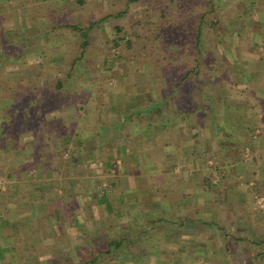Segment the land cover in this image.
<instances>
[{
  "label": "crops",
  "instance_id": "crops-1",
  "mask_svg": "<svg viewBox=\"0 0 264 264\" xmlns=\"http://www.w3.org/2000/svg\"><path fill=\"white\" fill-rule=\"evenodd\" d=\"M0 3V39L6 32L24 31L23 21L13 22L8 0ZM22 7L27 14L25 5ZM21 69H15L16 75ZM10 71L0 64V83L19 80L9 81ZM239 90L242 96H237L240 100L232 115L228 110L219 121L215 111L206 118L196 117V113L192 119L184 116L182 125L167 134L158 131L164 139L159 143L127 137L123 139L130 142L119 145L106 126L97 133L93 126L85 129L89 123L73 127V133L55 139L57 146H63L59 151L63 157L64 150L72 153L64 166L46 165L40 152L35 154L38 141L33 130L20 135L18 147L0 144V264H85L71 259L75 249L67 246L69 239L84 237L82 232L98 238L125 226L134 231L144 215L160 216L155 218L160 220V240L131 245L132 251L143 253L135 259L98 264H264V208L259 204L264 198V135L253 131L264 122V84L258 81ZM102 108L97 107L100 123L113 124L118 116L112 120L111 111L122 112L123 106L118 102L110 105L108 113ZM78 111L70 105L48 120L67 124L73 112L82 114ZM109 140L122 152L124 164L121 168L117 161L119 167L110 176L104 172L113 163L105 162L103 171L97 165V174L102 172L97 176L88 165L99 161ZM245 148L249 150L245 152ZM104 174L110 178L109 185L102 181ZM108 188L111 190L106 192ZM43 201L48 210L41 208ZM25 243L35 253L31 258L25 248H19ZM90 243L81 244L85 253ZM57 253L65 258L46 259Z\"/></svg>",
  "mask_w": 264,
  "mask_h": 264
},
{
  "label": "rangeland",
  "instance_id": "rangeland-1",
  "mask_svg": "<svg viewBox=\"0 0 264 264\" xmlns=\"http://www.w3.org/2000/svg\"><path fill=\"white\" fill-rule=\"evenodd\" d=\"M33 1L37 2V0ZM76 1L77 0H63L61 4H51L55 3L56 0H42L41 4L43 6L39 4L33 5L36 7L39 6V8L37 9V11L34 10L35 17H31L30 21V18L28 19L27 14L24 15L25 12H22L24 11L22 9V3L19 4L16 0H8V9H10V12L13 13V17L15 18L13 22H17V24H20L23 21L24 25L26 24L25 29L27 31L25 37L29 38L28 42L30 44L34 43V47L31 48L30 52L27 54L34 56H32L33 58L27 59V62L22 61L23 63L25 62V64H22L20 66H13L5 63L1 66V68L4 70L8 68V70L12 71L9 72L8 76L5 75L6 77L11 78V80L9 81H12L14 78L16 79V77H19L18 75H16L17 72L15 69L24 68L20 70L21 72L22 70H26V66L39 64L45 66L44 70H41L42 68L40 67V69L38 67L42 71L41 75L43 79L48 80L58 78V76L60 75L59 70L51 72L48 68L46 69V65H48L50 59L44 57L43 52L47 51V47L50 41L53 42L52 44H54V48L58 44L64 46L68 42L76 45L79 42V35L73 33L70 28H66V30L55 29L54 31H52L53 26L58 27L59 25H63L68 22L74 23V21H76L77 25H84L86 24L88 18L98 21L104 16V14H117L119 8L123 6V3H125L127 0H84V7H86L84 9L78 8V6L76 5ZM159 3H167L170 8L168 11L169 13H167V18L163 21L161 16L162 12L160 10L161 4ZM246 4H248V6H246ZM48 5H50V7H48ZM65 5L66 7H69L71 5V8L75 9L76 11L73 13L71 12V16H66L67 12L64 8ZM0 6H2L1 3ZM41 7H43V10L40 9ZM180 7L185 8L184 10H182V8ZM25 8L28 11L29 7L25 6ZM30 13V15H32L33 11H30ZM202 15H206V21H212L216 19L214 15H217L221 22V24L216 27V30L220 34V37L217 39L214 38L215 36L212 29H209V25L205 23L204 26L205 31L202 39L206 53L201 58V67L203 72V74L201 75V79L205 80V84H203L202 86L210 88L208 95L212 97V110L213 112L215 111L214 114H216V116L224 115L228 110H230V114L232 115V109L236 107V103L238 102V100H240V98H237V96H242L239 90L241 87H244L245 85L256 84L258 83V81L259 84H264V76H260L259 74L260 72L263 73L264 71V50L262 49V47H264V37L260 32V30L264 31V0H171V2L170 0H162L161 2H159L158 0H137L130 3L128 14L123 16L120 20L111 18L110 20H107L95 26L90 32V46L87 50V55L85 56L83 62L79 64L80 67L78 68V70L82 73H85V82H92L91 84H96L97 86L105 83L107 87L111 88V91L109 93H104L102 95L101 99H103V101L106 103V106L105 108L103 107L101 111L103 110V112L106 111L105 113H108L109 110L111 111L110 105L113 106L117 102L119 104H122V106L124 107L123 104L128 102L127 95L124 93L126 92L128 94L131 86L134 88L133 90L139 92L148 90L146 89V87H149L150 93L153 98L157 99L159 98V96L161 97L160 91L158 90V88H156V81L154 77L155 74L153 72L152 66L146 64L144 71L138 72L137 64L135 63V61L137 60L136 58L138 57L133 58L131 56L130 52L126 49L127 46L125 45V42H121L119 48H112V39L114 38L115 32L113 26H116L115 24L122 23L124 25L121 30H118V32H121V36L125 37V40L130 39L134 41V38L132 37L134 29H145L146 32H143V34H145L149 38V47L150 43L154 41L155 36L159 34L160 31L164 32V35H167V37H170V40L168 39V42L166 44L167 50L164 49V51H162L161 53L163 55L167 54L170 57L172 56V65L174 67H178V70L174 71L177 76L179 74L186 73L187 70H189V68L193 65V59L195 55L193 54L194 51L193 49L188 48L189 43H183L182 37L186 38V34L194 36V33H190L189 31H194V28L200 22V18ZM161 22L163 23L160 26ZM154 24L157 26V28H160L159 31L156 29ZM49 32H51L52 34H49ZM12 38L13 36L10 37V39H5L8 40V45L10 44L13 48V44L15 43H12ZM159 42L161 41L159 40ZM183 45H185V48L183 47ZM161 46H164L162 42ZM149 50L153 53H156L157 51L156 49L151 50V48H149ZM15 51L16 50H14L13 52ZM135 51L136 49L133 51L134 54ZM248 52H251V56H247ZM37 56H39V58H35ZM51 59L53 61L55 69L65 67L63 54L57 55V53L54 52ZM110 64H112L114 70H110ZM211 77H215V79L217 80V83H215L213 86L207 84L211 82L213 83V80L211 81ZM17 79L14 80V83L10 82L14 87H19L17 84ZM249 79L252 80L249 81ZM162 82L163 87L166 88L167 85L165 80L163 79ZM7 84H9V82ZM28 86L23 89H30L31 85ZM74 87L76 90L81 91V93L82 91H84V86L79 83H76ZM214 87L216 89H214ZM195 91H197V89H193V86L190 90L184 89V92L182 93V97L184 98L183 102H196L198 107H203L204 97L200 94H196ZM245 98L250 103L251 100L249 99L248 95H245ZM251 98L253 101H255L254 97ZM215 101L217 102V104L215 103ZM185 102L183 104L186 107L188 104H186ZM203 111L205 112L203 113ZM208 111L209 110H202L200 112H202L203 116L197 115L196 117L206 118L208 117V114H206ZM103 112H101L102 116L105 115ZM111 112L114 117L111 113L110 116L112 117V120H115L116 117L120 115L121 111L119 110V113H117V110L114 109ZM197 112L198 111L196 109L190 110L188 108V113L185 114V116L188 117L189 115V117L192 119V113L197 114ZM177 114L178 117L183 115L180 111ZM81 117H83L81 113L73 112L69 116L67 124H70L72 122L73 124L71 125H74V127H83L84 120H82L83 118ZM104 117L105 119H107V116H103V118ZM182 121L185 120L179 118L176 121V127L179 126V124L182 125ZM110 122L111 121H108L109 124H111ZM67 124L65 126H68ZM260 125H264V122L258 124L253 130L256 135H258L257 130ZM38 126L41 125L38 124ZM101 128L105 131L104 126ZM85 129L92 128L91 126H88ZM41 132L45 134L47 130L45 128H42ZM259 135L263 136V134ZM88 136L91 137L92 135L88 134ZM47 137L48 135H46L45 139L48 142ZM72 141L74 140L72 139ZM109 141L110 145H107L108 149L105 148L106 150L103 151L99 161L91 162L88 165L90 169L94 170L97 176L102 175V172L100 175L97 174V165H102L100 171H103L104 163L107 161L113 163V166L111 168L109 167L110 170L108 172H104L107 176L111 175L112 169L116 170V166L119 167L117 161H120L121 168L123 167L124 163L120 158V155L123 156V154L122 152L120 154L119 150H117L116 144H128V142L130 141L126 139H121L118 141L115 140L116 144L111 140ZM62 147L57 146V142H55V144H52V142H50L48 145H42L38 147L41 158H44L43 163H54L64 166L65 162H68L72 158V153L64 150L65 156L63 157L62 153H59V151L62 150ZM244 150L245 152H247L249 148H245ZM102 179V181L107 182L108 185L110 184V180H107L110 178L107 177L106 179L105 176L102 177ZM91 180H93V178ZM102 186L106 187L105 184ZM110 190L111 189L108 188L106 192H109ZM41 204L42 209L48 210V205L45 203V201L41 202ZM112 231H115V229L110 230V232ZM82 233L84 237L73 236L72 240L69 239V243L67 244V246H69L71 249L76 250H72L70 252V254L72 255L71 259H74V261L84 260L87 257V253H85L84 249L82 250L81 244H86L91 239L99 240V237H92V235H90L89 233L86 234V232ZM44 243L49 244L47 240H45ZM28 246L29 245L25 243V246L19 248H25L27 255L31 258V256H33L35 253L31 249H27ZM89 248L90 246L87 247L88 251ZM135 252L136 251H134V253ZM51 254H49L46 259L63 260L65 258V255L62 254L57 253L58 255L56 256H52Z\"/></svg>",
  "mask_w": 264,
  "mask_h": 264
},
{
  "label": "trees",
  "instance_id": "trees-1",
  "mask_svg": "<svg viewBox=\"0 0 264 264\" xmlns=\"http://www.w3.org/2000/svg\"><path fill=\"white\" fill-rule=\"evenodd\" d=\"M16 1L29 7L27 16L28 19L30 18V21L31 17H35V11L39 8V6L36 7L33 5L37 3L43 6L41 3H38V0L37 2L33 0ZM135 1L137 0H127L123 3V6L119 8L117 14H104V16L98 21L88 18L84 25H77L76 21H74V23L68 22L59 25L58 27H53L52 31L55 29L66 30V28H70L73 33L79 35V42L76 45L68 42L64 46L58 44L54 48V44H52L53 42L50 41V43L48 42L47 51L43 52V56L50 59V62L46 65V69L48 68L51 72L59 70L60 75L58 78L48 80L43 79L41 70H44L45 66L39 64L29 65L26 67L25 71L22 70L19 72V80H17L19 87H14L13 84H7V82L0 83V144H7L8 148L18 147L20 145V135L29 130H33L35 139L38 141L35 154L40 155L38 147L48 145L50 142L55 144L54 140L56 136H64L66 132L72 133L71 129L74 125L67 124L68 126H65L66 124L63 123V120L59 119L48 120V117L51 114L59 112L61 109L70 105L77 107L79 110L78 112H82L81 115L83 117L81 118L84 120L83 125L87 126L88 123L91 122L89 124L94 127L93 130L95 133H97L101 127L106 126L108 127V131L114 133V138L117 141L130 137L133 141H146L151 139L154 142L159 143L163 140L160 134H167L169 129L171 130L172 128H175L177 124L176 121L188 113V108L190 110L196 109L198 111V116H203L202 112H200L202 110H209L206 113L208 116L213 115V100L212 97L208 95L210 88L202 86L205 84V80L201 79V75L203 74L201 58L206 53L202 38L205 31V23L209 25V29H212L215 36L214 38H219L220 34L216 30V27L219 26L221 22L217 15H214L216 19L212 21H206V15H202L200 22L196 25L194 31H189L190 33L193 32L194 36L186 34V38L182 37L183 43H189L188 48H191L194 51L193 65L186 73L177 76L174 71H177L178 67L172 65V56L170 57L167 54L163 55L161 53L164 49L167 50L166 44L170 37H167V35H164V32L160 31L159 34L155 36L154 41L150 43L149 47V38L143 34V32H146L145 29H134L132 33L134 41L130 39L125 40V37L121 36V32H118V30H121L124 25L122 23H114L116 26H113L115 32L114 38L112 39V48H119L120 43L125 42V45L127 46L126 49L130 52L131 56L133 58L138 57L135 61L138 72L144 71L146 64L151 65L155 74L156 88L160 91L161 97L159 96L157 99L153 98L149 87H146L148 90L139 92L133 90L134 88L131 86L129 93H126L128 102L124 105L122 112L115 120V123H100L97 107L105 108L106 103L101 98L104 93H109L111 88L107 87L105 83L97 86L96 84H91L92 82H85V73L78 70L80 67L79 64L83 62L87 55V50L90 46L89 36L91 30L98 24L110 20L111 18L120 20L123 16L128 14L130 3ZM158 1L161 2L162 0ZM71 5L69 7H66L65 5L64 7L67 12L66 16H71V14L76 11L71 8ZM76 5L78 8H86L84 7V0H77ZM48 7H50V5H48ZM42 8L43 7L40 9ZM180 8L184 10L185 7ZM169 9L167 3L161 4L160 10L162 12V21L167 18ZM30 11H33L32 15H30ZM162 23L163 22H161L160 26ZM155 27L159 31L160 28H157L156 25ZM260 32L264 37V31L260 30ZM26 33L27 31L24 29V31L6 32L2 34L3 37L2 40L0 39V46L2 42L4 51L0 55L1 66L5 63L13 66H20L27 62V54L30 52L31 48L34 47V43L30 44L28 42L29 38L25 37ZM50 33L51 32H49V34ZM12 36V43H15L13 44V48L10 44L8 45L9 42L5 39H10ZM159 40L164 46H161ZM183 47L185 48V45H183ZM149 48H151V50L156 49V53L150 51ZM135 49L136 51L134 54L133 51ZM14 50L16 51L13 52ZM54 52L64 55L65 67L55 69L51 59ZM22 61L25 62L23 63ZM38 67H41L42 69L40 68V70ZM112 69L114 70L112 64H110V70ZM163 79L166 82V88L163 87ZM212 80L213 83L211 82L207 84L213 86L217 83L215 77H211V81ZM76 83L84 86V91H82V93L75 89L74 86ZM28 85H31L30 89H23ZM192 86L193 89H197V91H195L196 94H200L204 97L203 102L205 104L203 103V107H198L196 102L187 103L185 101L184 102L188 105L186 107L184 106L182 93L184 92V89L190 90ZM214 89L216 88L214 87ZM172 104H175V107ZM179 111L183 116L178 117L177 113ZM204 112L205 111H203V113ZM220 116L221 115H217L218 121ZM85 120L90 121L86 122ZM38 124L41 126H38ZM42 128L47 130L45 134L41 132ZM160 130L162 132L159 134L158 131ZM46 135H48V142L45 139ZM156 217L160 218V216ZM156 217L151 216L148 218L145 215L140 216L137 220V227L134 231L126 229L127 227L125 226L124 229H116L105 236L99 237V240H89V242L91 241L90 248L89 251L86 252L87 257L83 261L85 264H98L103 261H110L111 259H135L137 254L142 255V251L134 253L131 250V245L137 244L139 246H144L151 241L157 242L160 240L158 236V233L160 232V220H155Z\"/></svg>",
  "mask_w": 264,
  "mask_h": 264
},
{
  "label": "built area",
  "instance_id": "built-area-1",
  "mask_svg": "<svg viewBox=\"0 0 264 264\" xmlns=\"http://www.w3.org/2000/svg\"><path fill=\"white\" fill-rule=\"evenodd\" d=\"M257 133L264 135V125L259 126ZM259 204H260L261 208H264V198L259 199Z\"/></svg>",
  "mask_w": 264,
  "mask_h": 264
}]
</instances>
